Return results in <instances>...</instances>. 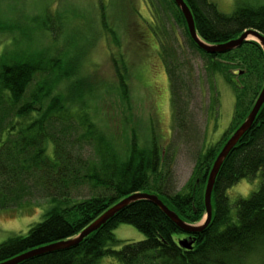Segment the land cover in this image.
Returning a JSON list of instances; mask_svg holds the SVG:
<instances>
[{"label": "trees", "instance_id": "16d2710c", "mask_svg": "<svg viewBox=\"0 0 264 264\" xmlns=\"http://www.w3.org/2000/svg\"><path fill=\"white\" fill-rule=\"evenodd\" d=\"M161 1H168L176 9V21L183 25L189 48L208 59L213 77L219 74L232 82L236 127L225 133L217 147L199 155L192 179L176 191L169 159L155 142L148 149L141 148L132 138L124 146L114 129L109 131V125L101 127L88 110L81 106L83 110L74 109L63 102L62 94L66 92L72 104L93 95V79L83 72L79 56L63 58V51L57 50L49 58L35 54L11 61L0 55V211L18 208L25 198L50 202L42 220L30 226L25 236L11 237L0 244V264L78 236L117 202L137 193L158 196L187 224L203 219V187L208 172L230 132L252 108L261 88L264 57L255 42H246L222 55L206 54L190 38L172 0H149L151 18L161 15L156 13L157 9L160 12ZM184 2L193 16L197 35L209 45L226 43L248 30L264 37V5L242 6L225 15L208 0ZM3 24L0 22V27ZM162 29L160 33L155 31L161 58L173 65L175 52ZM237 64L245 69L243 76L232 72ZM167 72L172 95L179 101L181 78L177 66ZM229 75L239 79L235 81ZM119 81L120 88L125 89L127 84ZM257 173L261 178L258 191L236 200L233 214L226 190ZM83 187L88 188V197H70V191ZM211 205L209 224L200 232L187 234L156 206L140 200L118 212L77 246L19 264H101L105 260L109 264H264V104L220 167ZM120 224L134 227L144 240H117L113 231ZM185 238L191 243L189 249L179 244Z\"/></svg>", "mask_w": 264, "mask_h": 264}, {"label": "rangeland", "instance_id": "374dc122", "mask_svg": "<svg viewBox=\"0 0 264 264\" xmlns=\"http://www.w3.org/2000/svg\"><path fill=\"white\" fill-rule=\"evenodd\" d=\"M208 1L225 15L242 6L264 5V0ZM158 5L160 12L157 9L156 13L161 15L153 19L149 0H0V22L4 23L0 27V55L11 61L35 54L49 58L57 50L63 51V58L79 56L83 72L93 79V95L72 104L66 92L63 102L74 109L83 110L81 106L88 110L101 127L109 125V131L114 129L124 146L132 138L141 148L148 149L155 142L167 155L175 190L180 191L192 179L199 155L217 147L225 133L236 127V101L232 82L219 74L214 79L208 59L189 48L183 25L176 21V9L168 1ZM162 28L167 33L163 37L175 52L173 65L161 58L155 31L163 32ZM249 42L254 40L250 38ZM175 65L181 78L179 101L172 95L167 72ZM234 70L242 76L245 72L239 64ZM119 79L127 84L125 89L120 88ZM260 84L261 91L264 75ZM260 180L257 173L226 190L233 214L236 200L258 191ZM75 194L85 198L89 190L83 187L69 192L70 197ZM49 207V201L25 198L18 208L0 211V244L11 237L25 236ZM113 234L123 243L145 238L127 224H120Z\"/></svg>", "mask_w": 264, "mask_h": 264}, {"label": "water", "instance_id": "95a60500", "mask_svg": "<svg viewBox=\"0 0 264 264\" xmlns=\"http://www.w3.org/2000/svg\"><path fill=\"white\" fill-rule=\"evenodd\" d=\"M177 7V9L182 14L188 34L195 45L209 55H222L229 52H232L238 48H240L245 42L249 41V37L253 39L260 47L263 57H264V37L257 31L248 30L243 32L238 38L230 40L226 43L222 44H215L209 45L203 42L196 33L193 16L189 7L186 5L184 0H172ZM264 104V84L258 95L256 101L254 102L249 114L243 121V123L236 129L234 134L227 140V142L222 147L221 151L217 155L212 168L210 169L206 181V186L204 190V207H205V217L202 223L192 225L187 224L182 221L175 212L170 210L156 195L151 194H133L128 196L107 211H105L101 216H99L96 220H94L88 227H86L78 236L69 239L67 241H63L57 244L45 246L36 250H32L16 258H13L10 261H7L2 264H19L25 260H28L32 257L39 256L42 254L65 250L71 247L77 246L84 238L89 236L91 233L95 232L96 230L100 229L103 225H105L111 218H113L118 212L127 208L128 206L134 204L137 201L144 200L150 202L154 206H156L174 225H176L180 230L187 234H193L202 231L210 222L212 218V205H211V198L213 187L215 183V179L219 172L220 167L222 166L223 162L232 151V149L236 146L238 141L241 137L251 128L259 110L261 109L262 105ZM180 246L185 249H189L191 247V243H187V239L179 241Z\"/></svg>", "mask_w": 264, "mask_h": 264}, {"label": "bare ground", "instance_id": "6f19581e", "mask_svg": "<svg viewBox=\"0 0 264 264\" xmlns=\"http://www.w3.org/2000/svg\"><path fill=\"white\" fill-rule=\"evenodd\" d=\"M249 39H250V37H249Z\"/></svg>", "mask_w": 264, "mask_h": 264}]
</instances>
